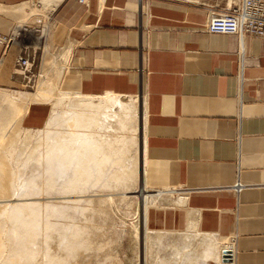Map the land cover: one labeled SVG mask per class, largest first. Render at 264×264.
I'll list each match as a JSON object with an SVG mask.
<instances>
[{
  "label": "crops",
  "instance_id": "crops-1",
  "mask_svg": "<svg viewBox=\"0 0 264 264\" xmlns=\"http://www.w3.org/2000/svg\"><path fill=\"white\" fill-rule=\"evenodd\" d=\"M236 1L60 0L47 19V42L61 53L58 93L116 94L146 106L155 264L202 263L209 238L231 243L236 264H264V39L206 29ZM30 2L0 0V34L24 26ZM40 25L31 23L28 41L0 45V79L26 46L44 51ZM52 110L50 100L30 101L21 124L43 129Z\"/></svg>",
  "mask_w": 264,
  "mask_h": 264
},
{
  "label": "bare ground",
  "instance_id": "bare-ground-1",
  "mask_svg": "<svg viewBox=\"0 0 264 264\" xmlns=\"http://www.w3.org/2000/svg\"><path fill=\"white\" fill-rule=\"evenodd\" d=\"M58 2H60V0H40V3L48 4L51 7L57 5ZM11 9H13V7ZM44 51L39 46H28V49L23 53V56L28 59L27 65H22L21 62L16 61L11 73L12 80L16 83H19L20 85H23L25 90L29 92L32 97H34V100H42L45 97L48 98L50 97V94L54 92V90L58 91L59 88H57V84L59 78L61 77V74L59 71L60 68L58 69L55 65L56 60H53L55 59L53 58L54 55L52 56L53 61L50 62L48 69L45 70L46 74L40 73V64H43L44 62L42 63V61L45 60ZM46 56L49 57L50 55L48 56L47 53ZM45 63H47V61ZM55 66L57 69L55 68ZM40 78L42 79L40 80ZM7 91L9 90L4 91L0 88L1 150V146H4L5 144H3L4 140L5 142L7 140V138H5V134L7 131L5 130L8 128V123L11 122L10 120L13 119V117L11 116L13 113L19 111V104L17 105V103L14 101L15 97L11 96V94L14 95L15 93L11 92L10 94ZM61 93L63 94V92ZM23 94L26 95L25 93ZM70 94L72 95V93ZM70 94H67V99L63 100V105L61 104L64 109L61 105L58 107L57 104L55 105L57 109L59 107H62L61 109L65 110L66 114L63 113L64 115H60L64 111L59 108L61 110V113L59 112V115L63 117L61 118L59 116L61 118L60 119L59 117H57L58 114L56 115L52 112L53 114H51L46 127L37 130L39 131V134L42 132V135H40L39 138L36 139L42 141V139L44 140L46 138V140H48L46 141V147L44 146L42 148L38 147V145V148L35 147L36 149H34L33 147L32 152L28 151V149L27 152L26 150L25 152H21L22 150H24L23 147H25L28 142H31L27 139V136L32 134H29L27 131L33 130H29L26 128L23 130H26L27 134H29L26 136L28 142H25L24 146L21 147L22 149L18 147V145L22 142H16L18 145H14L19 150L21 149L19 153L17 151L18 154L16 153L18 157H15V152L17 150L15 147V150L11 146L10 147L12 149L9 147L11 151L13 150V154L11 156L9 155L10 159L9 156H6L8 159H4L5 152L9 151L8 148V150L6 151L3 150L4 153L0 150L2 152V155L4 156H0V264H75L74 261L77 260V258H80L79 256H82V253L85 255L84 252H90V249L94 250V248L100 247L98 245H96L97 247H95L96 243L93 237L95 235V232L97 231L96 226H94L93 228L92 226L89 227L87 225H83L82 223L80 225V222L78 221L80 219H78V216L80 217L82 214L85 213V211H96V207L98 206L95 205V202H93L91 198L97 196V194L101 191H107V193L101 192L102 194H112L113 196L115 194H123L119 191H112L114 193H111L110 190H127L129 185H132L134 184V182L139 180L142 185V192H144L143 195H145L143 196L142 208L137 213L139 219L138 229L136 231L137 239L140 240V244L141 246H143L144 250H148L149 243H152L151 241L153 237L148 236L150 232L148 231L146 226V214L148 206L152 203L150 202V196L153 197L157 195H155L156 192L150 193V189L146 179L147 113L145 104L142 103V99H138L135 97L119 96L116 94H113V97H107V94H105L106 97H103L105 95L101 96L104 99H90L92 96H87L90 97L88 101H84V99L86 98L81 99L82 97L80 98L82 101L79 100L78 97L75 98V95L77 94L74 95L75 97L72 95L74 97L72 98L69 96ZM19 96L22 97L21 94H19ZM83 97H85V95ZM98 97L100 98V96ZM63 98H65V94L63 95ZM106 98L107 100H105ZM129 98L135 99L133 101H135L134 103L136 104L138 111L137 138H135V134L131 132L132 130H130L131 119L134 118L133 121H136V117L134 116V113L136 111H133L132 104H128L127 102H125V99ZM50 99L48 98V100ZM29 103L30 101L28 102V104H26V107L24 108L23 112L20 111L22 115L21 118L19 116L20 119H22L24 114H26ZM15 106L17 111H15ZM21 109L23 108H20V110ZM18 121L20 122L19 119ZM56 124H60V127L58 125V127L55 128L54 126ZM100 124L101 128L102 126H104L107 132L111 131L112 136H109L108 133V137L105 136V138H102L101 136H99V134L94 133L92 127L100 126ZM66 125L67 127L69 126V128H64V126ZM62 126L65 130L72 129L74 130V132H71L69 130H67L68 132H62ZM36 139L34 141H37ZM134 139H137L138 141V149L141 162L140 167H138V169L140 170L138 173L139 176L138 174L136 176L138 180H135L137 179L135 178V172L138 163L126 164L127 160L129 163V161H134L135 158V155H129V157L126 156L127 153L130 154L129 151H134V149H130L128 146V143L132 142V140ZM25 148L29 147L27 146ZM135 151L138 150L136 149ZM8 153L10 154V151ZM20 153H22L21 156ZM131 154L133 155V153ZM16 158L17 160L19 158L21 160L17 161ZM137 158L139 159V156ZM7 160L8 162H15V164L19 165H15L16 167L13 170L14 167L12 166H14V164H12V166L10 167L11 163L9 162L10 164H7ZM21 164L23 165V167ZM96 191L99 192L97 193ZM94 192H96L97 194H94ZM108 201L111 205L114 206L115 198H102V200L97 204H102L103 206V203H108ZM99 211L102 210H100L99 208ZM50 217L54 218L51 219ZM61 219L63 220V222L61 221ZM64 220L67 221L64 222ZM90 220L93 221V219ZM83 221L85 222V219ZM126 221L128 220L126 219L124 222ZM164 238L166 237L164 236ZM209 239V241H204V244H202L203 246L207 244L206 242H208L209 244L207 245L210 246L208 247V250H202V253H205L202 254V256L204 255L205 259L201 256V259L205 260V263H202L206 264V261L208 259L217 261L221 264L225 263V259L223 256L224 252L229 250L232 247V244H224V246H222L223 244L221 245L219 241L217 242L216 240H214L215 238ZM186 244L187 243H185V245ZM154 246L155 245H153V247ZM188 246L187 248L185 247V251H187L188 248L190 249V247ZM183 250L178 249L180 255L182 253L181 251ZM141 256L142 257L140 258L142 260H140L142 262L146 258V251L145 253L143 252ZM181 256H183V253ZM199 258L200 257H198V259ZM182 259L184 260V258ZM185 260L187 261L188 258ZM196 261L198 260L196 259ZM201 261L203 260H200V263ZM229 264H236L235 257L232 261H230Z\"/></svg>",
  "mask_w": 264,
  "mask_h": 264
},
{
  "label": "rangeland",
  "instance_id": "rangeland-1",
  "mask_svg": "<svg viewBox=\"0 0 264 264\" xmlns=\"http://www.w3.org/2000/svg\"><path fill=\"white\" fill-rule=\"evenodd\" d=\"M27 7H28V9H29V14L26 16V18L24 19V20H22L19 24L20 25H24V26H31V23H34V22H41V25H40V30H42L41 31V33H37L38 34V36H40V35H43V37L41 38V43H42V45L44 46V50H46V51H44V59L47 61V63H45L46 61L44 60V61H42V63L43 64H41V68H40V73L41 74H44L45 73V70H47L48 69V67H49V64H50V62L51 61H55L58 57H60L61 56V53L59 52V51H57V50H54V49H52L51 48V46L49 45V42H47V39L49 38L48 37V35L50 34V31H51V27L49 26V24H48V21H47V19H48V16H49V14H50V12L52 11V7L50 6V5H46V4H42V3H40V0H32V2H30L28 5H27ZM0 11H3L2 9H0ZM28 17V18H27ZM31 19H32V22H31ZM39 24V23H38ZM30 29V28H29ZM32 31H34V29H32ZM28 33H30V31H28V32H26V34L28 35ZM35 34V33H34ZM47 53H48V56L50 57V59H49V57H47L46 55H47ZM52 55H51V54ZM55 57H54V56ZM52 56H53V58H55V59H53L52 58ZM57 57V58H56ZM48 58V59H47ZM53 59V60H52ZM58 62V60H56L55 61V65L56 64H58L57 63ZM55 68H56V66H55ZM57 69V68H56ZM10 74L11 73H8L7 74V79H0V88L2 89V90H4V91H6V90H9V91H7L8 93H10L11 94V92L13 93H15L14 95L13 94H11V96H14L13 98H14V101L17 103V105L19 104V111L18 112H16V113H13L12 114V116L11 117H13V119L12 120H10L11 122V124L10 123H8V128L5 130V131H7L6 132V137L5 138H7V140H6V142H5V140H4V142H3V144H4V146L2 145L1 147H2V152H3V150L4 151H6V150H8L9 149V151H10V154L8 153V152H5V157L6 156H11L13 153V150L11 151L10 150V148L12 147L14 150H15V146H17L18 144L16 143V142H22V143H20L19 145H18V147H23L24 146V144H25V142L27 143L28 141H27V139L29 140V141H31V142H28L26 145H25V147H29V148H25V147H23L24 148V150H22L21 151V149L19 150L18 148H16L17 150H16V152H15V154L17 153V151H18V153L21 151V152H25V150H26V152H27V149H28V151H31L32 152V150H33V147H34V149H36L35 147H37L38 145V147H44L47 143H46V141H48V140H46V138L43 140L42 139V141H40V140H37L38 138H39V136L40 135H42V132L39 134V131H27L29 134H32V135H29V134H27V132H26V130H23V129H25L23 126H22V124L20 123L21 122V113H20V111L21 112H23V110H24V108L26 107V104H28V102L29 101H33L34 100V97H32V95L31 94H29V92H27L26 90H25V88H24V86L23 85H20L19 83H16V82H14L13 80H12V78H11V76H10ZM46 74V73H45ZM42 78H40V80H41ZM42 84V83H41ZM20 92H22V93H20ZM17 93V94H16ZM23 93H25L26 95H24ZM19 94H21L22 95V97L21 96H19ZM19 97H18V96ZM31 95V96H30ZM62 95V96H61ZM63 95L64 94H60V93H58L56 90H54V92H52V94H50V97H51V99H50V97H48L49 99H50V101L52 102V107H53V110H52V112L53 113H55L56 115H57V117H59L60 115H64L63 113H65L66 114V112H65V110H63L64 109V107L62 106L63 105V100L64 99H67V97H68V95L67 94H65V98H63ZM73 96L75 95V94H72ZM71 94L69 95L70 97H72V98H74L75 96V98H77L78 97V99L79 100H81V99H84V98H88L87 100L86 99H84V101H88L89 100V98L90 97H83V96H78V94L77 95H75L74 97L72 96ZM23 96H25V97H23ZM29 96V97H28ZM55 96V97H54ZM67 96V97H66ZM114 95L113 94H107V97H113ZM19 99H18V98ZM62 97V98H61ZM82 97V98H81ZM103 97H106V95L105 96H103ZM103 97H101L100 96V98L99 97H91L90 99H102ZM22 98V99H21ZM27 98V99H26ZM33 98V99H32ZM48 98H43L42 100L43 101H46V100H48ZM81 98V99H80ZM19 101H18V100ZM30 99V100H29ZM104 99V98H103ZM131 99H132V101H131ZM24 102H23V101ZM105 100H107V98L105 99ZM126 101L125 102H127L128 104H132L133 105V111L135 112H133L134 113V116L136 117L135 119H136V121H137V123H136V121H133L134 120V118H132L131 119V124H130V127H131V129L130 130H132L131 132L132 133H134L135 134V138H137V131H138V115H137V113H138V111H137V107H136V104L134 103L135 101H133V100H135V99H133V98H129V99H125ZM82 101V100H81ZM27 102V103H26ZM57 102H59V103H57ZM26 103V104H25ZM57 104V107L58 106H60L61 104V106L63 107V109H61L62 107H59L61 110H63L64 112H60L61 110L58 108L57 109V107L55 106ZM56 107V108H55ZM20 108H23V109H21L20 110ZM54 108H55V110H57V111H55L54 110ZM15 111H17V109H16V106H15ZM59 112L61 113L60 115H59ZM20 113V114H19ZM52 113V114H53ZM17 115V116H15V115ZM19 116H20V118H19ZM15 117H16V119H15ZM61 117V116H60ZM59 117V118H60ZM63 117V116H62ZM61 117V118H62ZM60 118V119H61ZM18 119L20 120V122L18 121ZM16 122H17V124H16ZM10 125V126H9ZM58 125H59V127H60V124H56L54 127L55 128H57L58 127ZM62 125H65V124H62ZM17 126V127H16ZM65 127H67V125L66 126H64V128ZM98 127V128H97ZM14 128H17V129H14ZM63 128V126H62V132L63 131H67V130H69V129H64ZM67 128H69V126L67 127ZM100 128V129H99ZM21 131H20V130ZM64 129V130H63ZM13 130V131H12ZM92 130L94 131V133H96V134H99V136H101L102 138H105V136L106 137H108V133H109V136H112V132L111 131H108L107 132V130H105V127L104 126H102V128H101V124H100V126H93L92 127ZM91 130V131H92ZM97 130V131H96ZM1 131V130H0ZM5 131H4V133H5ZM23 131V132H22ZM69 131H73L74 132V130H72V129H70ZM96 131V132H95ZM105 131H106V133H105ZM12 132V133H11ZM68 132V131H67ZM101 132H103V133H101ZM131 132H130V134H131ZM17 134V135H16ZM25 134V135H24ZM38 136H37V135ZM103 134V135H102ZM9 135V136H8ZM27 135H29V136H27ZM35 135H36V137H35ZM13 136V137H12ZM21 136V137H20ZM28 138H27V137ZM30 136H31V138H30ZM16 137H18L19 139H20V141H19V139L18 138H16ZM12 138V139H11ZM16 138V139H15ZM23 138V139H22ZM27 138V139H26ZM30 138V139H29ZM34 138V139H33ZM37 138V139H36ZM43 138V137H42ZM37 140V141H34V140ZM11 140V141H10ZM23 140V141H22ZM34 142H33V141ZM13 142V143H12ZM24 142V143H23ZM39 144H38V143ZM10 143V144H9ZM34 143H36V144H34ZM44 143V144H43ZM13 144V145H12ZM23 144V145H22ZM31 144V145H30ZM40 144H41V146H40ZM6 145V146H5ZM8 145V146H7ZM15 145V146H14ZM21 145V146H20ZM30 145V146H29ZM34 145V146H33ZM11 146V147H10ZM128 146H129V148L131 149H134V151L133 150H131V151H129L130 152V154H126V156L127 157H129V155L130 156H134L135 155V158H134V161H129V163H128V160L126 161V164H137V169H138V167H140V164H141V162H140V154H139V149H138V141H137V139H134V140H132V142H129L128 143ZM128 146H127V148H128ZM5 147H6V149H5ZM10 147V148H9ZM15 147V148H14ZM37 147V148H38ZM46 147V146H45ZM8 148V149H7ZM11 148V149H12ZM138 150V151H135V150ZM0 151V152H1ZM2 152L0 153V156L2 155ZM4 153V152H3ZM17 153V154H18ZM131 153H133V155L131 154ZM8 154V155H7ZM16 154V156L15 157H18V155ZM21 154L22 153H20V156H21ZM27 154V153H26ZM139 156V159L137 158L138 156ZM3 156V155H2ZM10 156H9V159H10ZM4 157V156H3ZM4 157V159H8L7 157L5 158ZM21 158V157H20ZM18 159L17 160V158H16V160L17 161H19V160H21V159ZM127 159H129V158H127ZM139 160V161H138ZM15 161V160H14ZM136 161V162H135ZM6 162V161H5ZM10 163H11V165H10V167L12 166V164H14V166H12V167H14L13 168V170L15 169V165H19V164H15V162H11V161H9ZM8 162V160H7V164H10ZM130 162H132V163H130ZM6 164V163H5ZM22 165V164H21ZM20 165V166H21ZM139 165V166H138ZM22 167H23V165H22ZM21 167V168H22ZM29 169H31V168H29ZM33 169V168H32ZM137 169H136V174H135V178H137L136 176H137V174L139 173V169H138V171H137ZM138 176H139V174H138ZM135 180H138V178L137 179H135ZM150 189V188H149ZM111 191V193H114V192H112V191H115V192H120V193H123V194H120V195H118V194H115L114 196L111 194H102L101 192H104V191H101V192H97L98 194H101V195H98L96 192H94V194H97V196H94V197H92L91 199H92V201L93 202H95V205L96 206H98V207H96V211H94V210H87V212L85 211V215L84 214H82L80 217L78 216V219L80 218H82L81 220L79 219L78 221L80 222V225H81V223L83 224V225H87V226H89V227H93L94 228V226H96V230L98 231H96L95 232V235L93 236L94 237V241H95V247H97L96 245H98V246H102L101 248L99 247H97V248H94V250L93 249H90V252L89 251H87V252H84L85 253V255L82 253V252H80V253H82V256L80 255L79 257L80 258H77V260H75L74 262H75V264H78V262H79V264H155V255H154V247H153V245H155L154 243L155 242H153V238H152V243H149V245H148V250L146 249V250H144L143 249V246H141V244H140V240L139 239H137V233H136V231H137V229H138V224H139V219H138V216H137V213L139 212V210H141V208H142V205H143V196L145 195H143V193L144 192H142L143 191V189H142V185H141V183H140V180L139 181H136V182H134V184H132V185H129V187H128V189L126 190H124V189H119V190H110ZM156 191H158V190H153V189H150V193L152 192V193H155ZM104 193H107V191L106 192H104ZM89 194V193H88ZM90 194H92V193H90ZM126 197V198H125ZM151 197V198H150ZM149 198H150V202H153V200H154V198H155V196H150ZM93 198H94V200H93ZM101 198V199H100ZM102 198H115V204H114V206L113 205H111L110 204V202L108 201V203H103V206H105V207H103L102 206V204H100V205H98L97 203H99L101 200H102ZM122 198V199H121ZM124 199V200H123ZM60 200V199H59ZM157 203L158 202H156V204L155 205H153V206H156L157 205ZM152 207V206H151ZM98 208V209H97ZM99 208H100V210H102V211H99ZM93 215H91V214ZM88 216H87V215ZM100 214V215H99ZM86 216V217H85ZM92 216V217H91ZM85 217V218H84ZM91 217V218H90ZM51 218V217H50ZM52 218H54V217H52ZM51 218V219H52ZM85 219V222L83 221L84 219ZM93 219V221L92 220H90V219ZM89 219V220H88ZM128 220V221H126V222H124L125 220ZM95 220V221H94ZM46 221V220H45ZM61 221L63 222V220L61 219ZM61 221H59V222H61ZM65 221H67V220H64V222ZM82 221V222H81ZM91 221V222H90ZM58 222V221H57ZM47 223V222H46ZM88 223V224H87ZM93 224V225H92ZM102 227V228H101ZM97 234V235H96ZM151 234L152 233H149V235L148 236H150V237H152L151 236ZM150 237H149V239H150ZM151 244V245H150ZM107 249H108V253H107ZM106 250V251H105ZM103 251V252H102ZM145 251H146V258L144 259L145 260V262H144V260L141 262V258L140 257H142L141 255L143 254V252L145 253ZM94 252V253H93ZM106 252V253H105ZM92 254V255H91ZM89 257H88V256ZM99 255V256H98ZM109 255V256H108ZM91 256V257H90ZM105 256V257H104ZM102 257V258H101ZM99 258V259H98ZM80 261H79V260ZM111 259V260H110ZM141 259V260H140ZM103 261V262H102ZM107 261V262H106ZM74 262H72V263H74ZM77 262V263H76ZM141 262V263H140ZM225 263H222V264H229L230 262H227V261H224Z\"/></svg>",
  "mask_w": 264,
  "mask_h": 264
},
{
  "label": "built area",
  "instance_id": "built-area-1",
  "mask_svg": "<svg viewBox=\"0 0 264 264\" xmlns=\"http://www.w3.org/2000/svg\"><path fill=\"white\" fill-rule=\"evenodd\" d=\"M78 1L84 4L88 2V0ZM206 29L211 33L230 34L239 37L252 35L264 39V0H237L230 4L224 12L212 14L207 21ZM28 31V26H18L7 34H0V45L7 49L19 40L29 39L26 34ZM27 49L28 46L16 60L22 65L28 63V59L23 56ZM243 187L240 182H237L234 189L239 192ZM223 256L224 261H232L235 257L233 249L230 248L225 251Z\"/></svg>",
  "mask_w": 264,
  "mask_h": 264
}]
</instances>
